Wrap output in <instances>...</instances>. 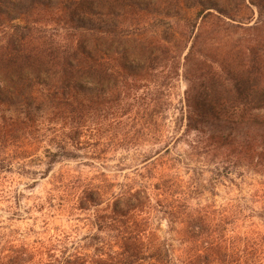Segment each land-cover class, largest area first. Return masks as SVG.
<instances>
[{
  "label": "trees",
  "instance_id": "obj_1",
  "mask_svg": "<svg viewBox=\"0 0 264 264\" xmlns=\"http://www.w3.org/2000/svg\"><path fill=\"white\" fill-rule=\"evenodd\" d=\"M110 111L141 124L147 142L165 125L141 164L182 142L230 181L264 177V0H0V146L50 121L76 123L79 136ZM165 167L80 191L97 231L91 255L54 238L10 247L0 264H264V207L193 203Z\"/></svg>",
  "mask_w": 264,
  "mask_h": 264
},
{
  "label": "rangeland",
  "instance_id": "obj_2",
  "mask_svg": "<svg viewBox=\"0 0 264 264\" xmlns=\"http://www.w3.org/2000/svg\"><path fill=\"white\" fill-rule=\"evenodd\" d=\"M184 89L180 80L175 93L181 96ZM127 117L118 120L112 111L94 112L79 136L70 130L76 123L50 121L40 137L0 146V256L10 247L46 244L54 238L70 252L91 255L89 239L97 231L93 211L77 208L80 191L85 186L145 182L165 172L164 166H173L167 174L175 176L193 203L220 208L231 201L246 213L264 207L263 176L244 171L230 181L213 169L216 165L211 158L203 162L190 158V148L182 142L170 148L169 156L141 164V154L159 147L154 140L167 134L165 125L153 124L149 130L152 142H147L148 131ZM131 138L137 141L130 142ZM51 160L56 163L49 164ZM159 223L161 235L167 237L165 222Z\"/></svg>",
  "mask_w": 264,
  "mask_h": 264
}]
</instances>
